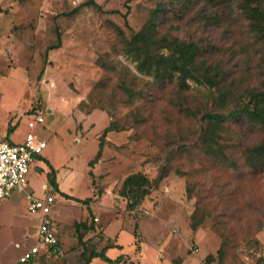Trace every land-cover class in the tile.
Here are the masks:
<instances>
[{
  "label": "rangeland",
  "instance_id": "374dc122",
  "mask_svg": "<svg viewBox=\"0 0 264 264\" xmlns=\"http://www.w3.org/2000/svg\"><path fill=\"white\" fill-rule=\"evenodd\" d=\"M95 1L104 12L87 0H0V135L21 143L32 131L47 142L23 189L0 207V264H16L38 242L42 218L29 212V196L48 194L57 199L53 219L63 255L35 264H83L84 248L100 251L108 235L123 249L106 254L124 256L121 264H218L206 258L216 257L224 243V264H264V171L234 173L205 156L197 146L201 121L187 116L186 107L207 108L208 90L190 81L188 91L162 92L121 49L117 31L131 37L159 0ZM244 31L237 22L227 33L213 30L206 36L240 51ZM57 33L62 45L46 61ZM190 34L195 32L189 27L178 33ZM244 57L232 61L240 71ZM100 60L113 68H102ZM129 79H135L137 91L132 99L119 86ZM92 100L96 108L87 113ZM82 102L88 106L82 109ZM32 109L45 118L33 130L28 127ZM112 122L120 131L107 134L99 161L90 166ZM239 132L249 143L259 138L257 130L242 124ZM163 166L168 176L139 209L128 210L119 195L124 178L143 172L154 180ZM51 169L59 171L60 191L69 199L49 184ZM88 198H93L89 206L81 202ZM195 214L204 219L197 230L192 229ZM92 222V230H81V245L77 225ZM91 264L110 263L96 258Z\"/></svg>",
  "mask_w": 264,
  "mask_h": 264
},
{
  "label": "trees",
  "instance_id": "16d2710c",
  "mask_svg": "<svg viewBox=\"0 0 264 264\" xmlns=\"http://www.w3.org/2000/svg\"><path fill=\"white\" fill-rule=\"evenodd\" d=\"M87 5L104 12L95 0H87ZM237 22L245 28L240 51L233 46L224 49L206 36L213 30L227 33ZM182 27L194 29L195 34L180 37L178 33ZM117 32L122 51L136 62L139 72L152 77L154 85L162 92L169 87H174L177 93L188 91L190 81L208 90L207 108L193 110L186 107L187 116L201 121L197 146L205 156L226 165L234 173H239L242 168L252 173L264 171V0H159L139 31L133 32L129 38L120 29ZM61 45V34L57 33V44L47 49L45 60H48L51 50ZM239 54L246 55L240 58L245 67L243 71L237 69V63H232ZM99 63L106 70L113 68L105 60ZM246 70L248 72H244ZM43 74L44 70L40 79ZM134 83L135 79H129L119 85L129 99L137 95ZM84 106L88 104L82 102L80 107L83 109ZM95 108L92 100L86 112L91 113ZM241 124L258 131L256 142L249 143L241 137ZM112 131H120L113 122L100 136L99 150L90 166L99 161L107 143L106 136ZM177 172L181 174V171ZM58 174V170H50L49 184L56 193L69 199L70 195L59 189ZM168 174V168L163 166L154 180L143 172L127 175L119 192L127 202V209H139ZM188 197H191L189 188ZM81 202L89 206L93 198ZM203 221L202 216L193 215L192 229L197 230ZM93 228V222L77 225L81 245L85 244L81 230L88 232ZM136 231L137 228L135 235ZM57 235L59 238L58 232ZM104 240L107 245L100 251L91 250L88 253L84 248L80 254L83 264H91L96 258L110 264L125 263L124 256L111 259L106 254L109 249L122 250L123 246L115 239L106 237ZM226 251L224 243L217 256L209 255L206 262L218 260V264H224ZM30 264L35 263L31 261Z\"/></svg>",
  "mask_w": 264,
  "mask_h": 264
},
{
  "label": "built area",
  "instance_id": "2783aa9c",
  "mask_svg": "<svg viewBox=\"0 0 264 264\" xmlns=\"http://www.w3.org/2000/svg\"><path fill=\"white\" fill-rule=\"evenodd\" d=\"M31 114L33 118L28 122L29 129L33 130L37 125L45 123L43 112L36 110ZM46 147L47 142L39 139L32 131L28 132L21 143L0 135V202L11 197L15 190L23 189L31 164ZM29 199V212L39 214L42 218L38 228V242L24 252L16 264L36 263L43 257L63 255L53 219L56 197L48 194L43 199L31 196Z\"/></svg>",
  "mask_w": 264,
  "mask_h": 264
},
{
  "label": "crops",
  "instance_id": "0c3cea01",
  "mask_svg": "<svg viewBox=\"0 0 264 264\" xmlns=\"http://www.w3.org/2000/svg\"><path fill=\"white\" fill-rule=\"evenodd\" d=\"M31 113H32V112L30 111V114H31ZM5 136H7V137L11 140L10 135L7 134V135H5ZM46 148H47V147H46ZM58 183H59V182H58ZM47 188H48V186H47ZM59 189H60V188H59ZM63 193H65V192H63ZM66 194H67V193H66ZM55 197H56V196H55ZM9 198H10V197H9ZM9 198H8V199H9ZM5 200H6V199H5ZM5 200H3V201L0 202V207L3 206V202H5ZM56 200H57V199H56ZM101 200H102V198H101ZM57 230H58V229H57ZM57 232H58V231H57ZM58 234H59V232H58ZM108 238L114 240V239H113L112 237H110L109 235H108ZM59 240H60V239H59ZM117 243H118V242H117ZM60 244H61V243H60ZM118 244H120V243H118ZM120 245H121V244H120ZM92 263H93V262H92Z\"/></svg>",
  "mask_w": 264,
  "mask_h": 264
},
{
  "label": "water",
  "instance_id": "95a60500",
  "mask_svg": "<svg viewBox=\"0 0 264 264\" xmlns=\"http://www.w3.org/2000/svg\"><path fill=\"white\" fill-rule=\"evenodd\" d=\"M51 111V110H50Z\"/></svg>",
  "mask_w": 264,
  "mask_h": 264
}]
</instances>
